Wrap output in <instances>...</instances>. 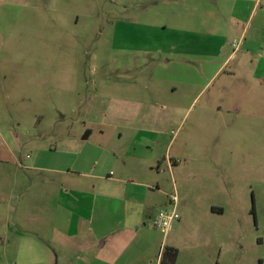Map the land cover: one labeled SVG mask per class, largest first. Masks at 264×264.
<instances>
[{"label":"rangeland","instance_id":"rangeland-1","mask_svg":"<svg viewBox=\"0 0 264 264\" xmlns=\"http://www.w3.org/2000/svg\"><path fill=\"white\" fill-rule=\"evenodd\" d=\"M235 1L0 0V264H57L41 206L65 186L32 161L86 127L120 153L149 138L150 178L180 208L204 194L221 206L213 223L150 227L155 254L174 243L175 264H264V27L253 19L241 44Z\"/></svg>","mask_w":264,"mask_h":264},{"label":"crops","instance_id":"crops-1","mask_svg":"<svg viewBox=\"0 0 264 264\" xmlns=\"http://www.w3.org/2000/svg\"><path fill=\"white\" fill-rule=\"evenodd\" d=\"M235 4L229 13H239L244 6L248 8L243 15L245 21H237L242 26L238 40L243 44L245 28L247 31L251 27L253 19L257 26L264 27V0H236ZM131 126L141 130V121L132 122ZM142 126L160 127L154 122H143ZM91 135L92 129L86 127L79 139L64 138L52 143L48 148L49 163L44 166L35 165L36 159L32 161L34 166L60 175L65 186L64 190L59 187L52 191L41 206L42 215L44 212L49 215L45 222L52 223V233L47 237L58 245L56 250L53 244L49 245L56 251L57 264H159L162 246L157 254L152 251L156 233L150 228L151 219L159 209L170 206L171 193L166 191L159 175L150 178L149 172L157 159L153 155H141L138 150L149 138L141 140L135 136L130 141L131 150L120 153L102 143L92 144ZM153 141L162 142L159 135ZM70 143L73 147H66ZM206 198L205 194L196 198L190 209L185 204L180 208L177 203L179 219L168 234L178 229L182 232L191 217L204 223L216 222L222 208L215 199ZM204 228L200 226V230ZM55 238L60 241L56 243Z\"/></svg>","mask_w":264,"mask_h":264},{"label":"built area","instance_id":"built-area-1","mask_svg":"<svg viewBox=\"0 0 264 264\" xmlns=\"http://www.w3.org/2000/svg\"><path fill=\"white\" fill-rule=\"evenodd\" d=\"M169 207L159 209L151 219V225L158 228L165 234L171 228L172 224L179 219V212L177 210L178 197L176 192L169 194Z\"/></svg>","mask_w":264,"mask_h":264},{"label":"trees","instance_id":"trees-1","mask_svg":"<svg viewBox=\"0 0 264 264\" xmlns=\"http://www.w3.org/2000/svg\"><path fill=\"white\" fill-rule=\"evenodd\" d=\"M177 255L176 247L164 245L161 249L159 264H175Z\"/></svg>","mask_w":264,"mask_h":264}]
</instances>
